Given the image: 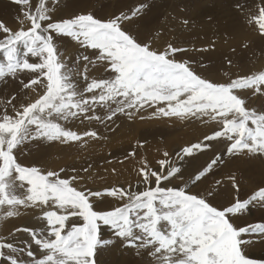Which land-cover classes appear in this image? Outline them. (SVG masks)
I'll list each match as a JSON object with an SVG mask.
<instances>
[{
  "label": "snow or ice",
  "instance_id": "snow-or-ice-1",
  "mask_svg": "<svg viewBox=\"0 0 264 264\" xmlns=\"http://www.w3.org/2000/svg\"><path fill=\"white\" fill-rule=\"evenodd\" d=\"M13 3L20 6L24 20L18 30L0 22V51L7 61V73L5 65H0V77L26 72L32 78L21 83L37 95L20 108L13 103L14 114L5 111L0 115V207L7 217L17 215L21 206L40 209L38 219L44 227L15 229L31 237L30 243L23 242L24 247L0 237V264H26L21 254L30 258V264H96L98 251L115 243L103 238L101 229L105 226L113 230L123 247L135 249L137 254L147 251L150 264H264V259L250 258L245 252L253 242L246 237L264 236V222L245 226L234 222L253 203L264 205V186L242 199L239 184L232 177L235 199L226 204L217 202L212 189L204 194L192 191L207 179L220 155L185 179L165 151L157 168L140 161L136 190L119 185L103 192L75 186L84 179L76 169L72 171L77 174L71 176L63 168L45 172L36 166H23L16 155L22 144L37 137L61 143L99 138L96 130H71L66 126L69 121L107 126L118 114L133 119L146 108H153L151 115L156 117L202 122L206 117L218 125L203 141L180 149L178 159L209 149L212 141H227L229 154L245 150L264 154V111L250 109L239 92L252 89L254 94H264V70L224 82L202 76L188 60L176 58L186 50L171 44L164 50L154 48L128 30L133 18L148 7L143 3L130 14L121 12L107 20L92 14L57 19L45 0H39L34 11L31 0ZM253 20L264 38V7L249 23ZM58 37L71 38L92 50V58H80L85 62L84 72L60 58ZM18 44L25 49L20 58ZM29 55L39 62H29ZM101 62L107 78L90 79L89 65ZM74 77L83 78V87ZM37 86L42 87V93L37 92ZM99 109L103 115H97ZM135 155V151L128 153V157ZM61 172L66 178H61ZM176 179L182 180L183 186L173 184ZM106 197L119 206L100 208ZM33 244L43 253L41 258L34 256Z\"/></svg>",
  "mask_w": 264,
  "mask_h": 264
},
{
  "label": "rangeland",
  "instance_id": "rangeland-1",
  "mask_svg": "<svg viewBox=\"0 0 264 264\" xmlns=\"http://www.w3.org/2000/svg\"><path fill=\"white\" fill-rule=\"evenodd\" d=\"M0 1H1L0 6H2L0 7L1 10L0 22H4L10 28L14 30H18L22 26L21 21L24 20V17L21 14L20 6L13 3V0H0ZM261 1L264 0H195V1L194 0H121V2L124 3L123 5H121L122 3H118L120 2L119 0H57L56 3H53V0H45V3L49 8H52L54 10V18L57 19H68L80 14H92L95 18L102 20L110 19V16L108 15H112L113 17L118 15L119 13H121L122 9H123L122 12L125 11L124 13L128 12L130 14L133 8L138 7L142 3L146 4L148 7L146 8L144 12L145 14L143 13V15L144 17L146 16L148 18L145 20L144 17H142L143 15L142 16L140 15L143 18V22H142V20H140L141 19L140 16L134 17L133 23L127 25L128 30L131 33L133 32L132 34L134 35L139 33L140 38L143 39L145 42L152 43V46L154 48H159L161 50H164L169 44H171L172 46L177 48L183 49L184 47V50L188 49L190 55L188 51L186 53L184 52V55L183 52L177 53V54H182L183 56L178 55L180 57L176 56V58L178 60H188L191 63L192 67L195 68V70L202 76H206L207 78V76L210 74L209 75L210 79L213 76L215 77L214 80L216 78L218 79V80L216 79L215 81L221 80L220 82H224L229 78L234 79L240 75L252 74L260 70H264V38H262L261 35L259 34V29L258 26L255 24V21L253 20L252 23L246 21L243 24L234 25L233 28L231 29H227L225 25L227 21L230 23L231 22L235 23L238 20L239 15H235V11H238L239 13L244 12L245 16L251 13H254L253 16L258 15L259 9L261 8L259 7ZM31 3H32V10L34 11L39 3V0H31ZM119 4H120V8H116L117 7L116 5ZM201 5L203 6L201 7ZM110 7L112 8V11H120V9L121 11L119 13L115 12V14H110L109 13L111 11V9H109ZM176 9L179 12L181 11V14L178 13V16H180L181 18L182 16H184L183 19H181L177 15H176L177 17L174 15L175 14L174 11L177 12ZM71 10H73L75 13L72 14V12H70ZM164 18L167 19L170 18L171 21L168 23L167 21L169 20L166 21V19L164 20ZM185 21L187 23H185ZM155 22L156 25H154ZM204 22L207 25L210 24L212 30H219L224 32L220 33V35L213 36L212 38L210 37L206 38L207 40H209L208 42L211 43L207 42L203 34L202 36L201 34H199L200 38H198L197 33L200 31H197V33L195 31L198 30L197 28L198 25L200 30V24L202 23V25L204 26L205 25ZM202 25H201V29H202ZM23 26L27 27L28 25L27 23H25ZM195 27L196 30L194 31ZM213 27H218L219 29ZM191 30L194 31L196 34H192L194 32H192ZM186 34L189 35L186 36ZM162 35L165 36L163 37ZM219 36H222V39L224 37L229 36L230 38L227 37L228 38L227 40L224 39L225 42H228V40L230 39L233 40L232 45L230 43L231 40L228 42V46L231 45V47L229 46V48L228 47L226 48L228 50V51L226 50L228 54H226V57H223L226 59V60L223 59L224 61L222 60V57L214 56L215 57L214 58L213 55L212 56L211 54L209 55V53L212 50L210 47L208 48L207 45H205V43L207 42L208 44L213 46L212 41H210V39H213L214 41L213 43L216 44V41H219L220 45L218 44L217 45L221 46V44L224 43L223 42L221 43L220 40L222 39ZM151 38H153L152 40L154 42L153 41L150 42ZM214 38L215 39L220 38V39L219 40L216 39L215 41ZM200 39H202L203 44L206 46V48L204 47L203 44H200L201 43ZM196 43L198 44V46L200 44V47L203 45V48L208 50L205 51V49H203L202 47L200 49V47L192 46ZM75 44L76 42L72 41L71 38L58 37L56 42V47L60 53L61 59L66 60L69 66H72L74 64L78 65L79 71L84 72L85 62L82 61L80 58L86 55L92 58L91 57L92 50H86L85 48L80 47L78 44L75 46ZM188 45H191L193 48L195 47V50L197 49L199 51L200 49V52L197 53L198 51L196 50L195 54L192 53L191 51L193 48L191 47V49H189L190 46ZM71 46L73 47L75 46L77 49L75 47L72 48ZM17 47L19 49L18 58H20L23 56L25 49L23 44H18ZM63 53L66 54L65 55L66 57L64 56ZM203 53L204 55H202ZM205 57H208L206 59L209 60L206 61ZM27 58L29 62H39L38 58L32 57L31 55H29ZM218 58L221 59L219 60ZM6 64L7 61L4 59V54L2 51H0V65H5V71L7 73ZM216 64H219L220 66L217 67L218 65ZM221 64L222 65L226 64V65L222 66ZM204 67L206 68V70L208 69L207 70L208 72L205 70ZM198 68H200V70ZM214 69L215 70L217 69L218 71L217 70L215 71ZM96 70H98L99 73H97ZM88 72L90 75V79L91 78L102 79V78H107L108 76V73L105 71V66L103 65L102 62L97 63L95 67L89 65ZM215 74H217V77ZM218 74L220 76L222 75L224 78L220 77ZM30 78L32 77L29 74L22 71H18L15 76L11 74H6L4 77H0V115H3L5 111H7L9 114H14L13 103L15 104L16 108H20L22 104L31 102L36 97L37 93L33 92L31 88L25 89L23 87V83H28ZM74 79H77L80 83V87H83L84 81L82 77H74ZM21 81H23V83H21ZM42 91H43L42 87L37 86V92L42 93ZM239 92L244 94L242 98L245 99L246 104L250 109L256 110L257 112L264 111V94L261 93L254 94L252 89L239 90ZM10 101L12 103H10ZM153 111L154 110L146 109L140 112L139 114L141 115L142 113L141 116H143V119H141L140 116L138 117V115H136L138 118V119L136 118V121L135 118L128 119V117L124 115L122 119L120 118L123 122L119 119L121 121L120 123L121 127L120 125L119 127H115L117 129L116 131L114 127H111V129H107L105 126H99L98 128L91 129V127L89 126L94 125L93 122L92 123L88 122V125H86L88 128H82L79 120L69 121L67 122L66 126L70 127L71 130H76L81 133L87 130H96L99 133V138L96 139L87 138L88 139L87 140L86 137H82L81 141L78 142L72 141L67 143H61L59 141H48L45 138L37 137L35 139L26 141L24 144H22L19 147V151L16 153L18 157V161L23 166H36L45 172L59 171L60 169L63 168L66 170L68 176L76 175L77 173L72 171V169H76L77 172L79 173V176L84 178L76 183L75 186H77L78 188L81 187L82 184V187L103 192L104 189L107 187L124 185L125 188H128L129 185H131L132 190H136L135 186L137 184V181L139 180L138 175L134 180L130 178L129 182H127L126 184L122 183L124 182L122 180L123 171L126 168H129V170L131 171L130 161L128 159H124L125 156L112 157V155L115 156L119 155L118 154L119 151L117 150L119 147H122L126 144L129 145L128 147H130L131 149L132 146L133 147L136 146L137 141H140L141 144H138L140 145L138 146V151L139 153L141 152V155L144 156L145 160L146 161L148 160L147 162L148 164H150L149 162H151L152 159L151 156H153L154 154V148L151 146L153 151H151V149H148L147 148L148 143L155 141L157 142L155 146L159 147L161 145V142L164 139H166V141L172 144V148L177 149L175 151V155L169 156V158L172 161H175L176 166L182 169V173L184 174L185 179H187L190 174L195 175L197 171L202 170V168L205 167L208 163H210V161L213 158H215V156L217 155L221 156L219 163L212 168L209 174H207V179L204 180L198 187H194L192 189L193 192L204 194L206 189H212L216 193L217 202L220 204H226L229 200L235 199L236 190L232 188V181H231L232 177H235V180L239 184L240 196L242 199L246 198L247 195H249L256 188L260 186H264V175L262 174V171L264 170V154H259V153L249 154L245 150L242 153H237L233 155L227 153L226 150L228 146L227 141H221V142L212 141L211 142L212 147H210L209 149L205 151H198L191 156L184 157L183 159H178L176 157V153L179 152L180 149L190 144L203 141L204 136L211 134V132L214 129L218 128V125L214 121L211 122L206 117H205L206 119L204 118V121L206 122H202L200 120H195V119L182 121L181 119L178 120L179 118H176L174 119L175 121H172L171 118L152 116L151 113ZM142 121L146 123L144 124V122ZM166 125L167 127H169L171 132H167ZM170 126L172 128H170ZM208 126H211L213 130ZM145 127L151 129L153 132L160 131L162 127L164 129L161 132L160 136L151 137L152 139L149 138V141L146 139L148 141L147 142L145 141V139L142 140V138L139 137V135H141L140 133L146 130ZM137 128L139 131L137 130ZM125 132H127V135ZM131 132L134 133V138ZM130 133L131 135L129 136ZM199 133L202 134V136L199 135ZM135 134L137 135V137ZM166 134L174 137L176 140L171 141L169 137L166 138ZM113 136H117L118 138H120V140L117 139V137L115 140L114 139L115 137L113 138ZM131 136H132V140H131ZM121 138H125L127 142L124 143L125 140L124 139L122 140ZM157 139L159 141H157ZM121 140L123 141V144ZM129 140L132 142H129ZM183 141L185 142L180 144V142ZM71 143H74L73 149L70 145ZM141 146L144 148L142 149ZM132 150L134 151L135 149L132 148ZM76 163H78L79 165L78 164L76 165ZM84 163L87 164V167H85L82 170L79 168V166L80 164L82 165ZM182 163L184 165H180ZM152 164H153V166H151L152 168H157L159 166L158 162H153ZM85 169H87L88 171L87 172L84 171ZM130 171H128V173ZM136 171L138 170L136 169ZM92 173L93 174L95 173L97 177L94 176ZM110 173H112L111 175L113 176H117L115 178L116 180L108 179V178H112L110 176ZM60 175L61 178H66L65 173L61 172ZM85 175H89V176L85 177ZM98 175L100 178L98 177ZM91 176L93 177L91 178ZM89 179L90 180L92 179L93 181H90ZM98 179H100V181ZM217 181H219L220 183L217 184L216 183ZM17 183H19V181H17ZM100 183H104V184L101 185ZM85 184H87L88 186L87 185L84 186ZM173 184L178 186H183V181L180 179H176L175 181H173ZM97 187H101V188L95 189ZM105 199L107 202L104 204H100L99 205L100 208L105 210H110L111 207L119 206L118 202L114 201L113 198L112 199L105 198ZM244 213L246 214L242 213L238 216L237 219H235L234 222L237 226H245L247 224H252L256 222H264V205L262 204L253 203L244 211ZM40 215H41L40 209H24L21 206L19 208V213L17 215H14L12 217H7L5 215L4 208L0 207V237L9 238L19 246L24 247L25 245L23 242L31 240V237L27 233H24L22 231L14 232V230L23 227L29 228V226L33 223V221L39 220L38 217ZM43 227H44V222H42V224L40 225L32 226V228L36 230H39L40 228ZM101 232L104 239H112L115 241V243L109 245L107 248L103 249L102 251H98L96 255V264H102V263L104 264L105 261L103 260H108L109 264H115V263L117 264L118 262L119 264L120 263L150 264V257L147 251L142 250L140 254H137L135 249L123 247L120 241L114 236L113 230L109 227L106 226L102 227ZM246 239H250L253 241L245 249L248 253V256L250 258L259 259V253L261 251H264V236L252 235L250 237H246ZM113 249L115 254L113 253ZM117 251H119L118 254ZM33 253L36 258H41L43 255L41 250L33 251ZM116 254L118 256H116ZM124 254L125 256L126 255L127 256L125 257ZM113 256L115 260H113L114 258L112 259ZM20 258L21 259L24 258L27 261H30V258L27 256L25 257L20 256ZM116 258L118 259L116 260ZM120 259L121 261L125 260L124 261L125 263L121 262Z\"/></svg>",
  "mask_w": 264,
  "mask_h": 264
},
{
  "label": "bare ground",
  "instance_id": "bare-ground-1",
  "mask_svg": "<svg viewBox=\"0 0 264 264\" xmlns=\"http://www.w3.org/2000/svg\"><path fill=\"white\" fill-rule=\"evenodd\" d=\"M120 2H118V3H122L121 2V0H119ZM195 1V0H194ZM1 2V1H0ZM166 2V1H165ZM3 3V2H2ZM124 3H122L121 5H123ZM131 4V3H130ZM129 4V5H130ZM195 4V3H194ZM5 5V4H4ZM3 5V6H4ZM166 5V4H165ZM117 7L116 8H120V4L119 5H116ZM119 6V7H118ZM203 5H201V7H202ZM205 6V5H204ZM0 7H2V6H0ZM7 7V6H6ZM126 7H127V5H126ZM259 7H264V1H261L260 2V6ZM88 8V7H87ZM115 8V7H114ZM109 9H111V11L109 10ZM108 10L110 11L109 13L110 14H115V12H120L121 11V9H120V11H112V8L110 7ZM174 9V8H173ZM173 9H172V11H173ZM14 10V9H13ZM126 10V9H125ZM175 10V9H174ZM177 10V9H176ZM1 11V10H0ZM122 11H123V9H122ZM121 11V12H122ZM209 11H211V10H209ZM70 12H72V14H74L75 12L73 11V10H71ZM125 12V11H124ZM233 12V11H232ZM243 12V11H242ZM103 13V12H102ZM117 13V14H118ZM126 13H128V12H126ZM174 15L176 16H178V13H180L181 14V11L179 12L178 10H177V12L176 11H174ZM16 14V13H15ZM108 14V13H107ZM120 14V13H119ZM118 14V15H119ZM145 14V13H144ZM143 14H141V16H142ZM235 15H239V17H238V20L235 22V23H230V22H226L225 23V25H226V28L227 29H231V28H233V26L234 25H237V24H243V23H245L246 21L248 22V21H250V20H252V17H253V15H254V13H251V14H248L247 16H245L244 15V12L243 13H239L238 11H235ZM234 15V16H235ZM108 16H110V18H111V16L112 15H108ZM140 16V17H141ZM176 16V17H177ZM113 17V16H112ZM142 17H144V15L142 16ZM141 17V19L140 20H142V22H143V18ZM146 17V16H145ZM144 17V19L146 20L148 17H146L145 18ZM178 17H180V16H178ZM183 17L184 16H182V18L181 19H183ZM166 19V21L167 20H169V21H167L168 23L171 21V19L170 18H164V20ZM175 19V18H174ZM177 19V18H176ZM180 19V20H181ZM185 19V18H184ZM236 19V18H235ZM135 20V19H134ZM163 20V21H164ZM232 20V19H231ZM136 21V20H135ZM165 21V22H166ZM140 22V21H139ZM165 22H164V24H165ZM166 22V23H167ZM198 22V21H197ZM253 22V21H252ZM136 23V22H135ZM162 23V22H161ZM205 23V22H204ZM143 24V23H142ZM141 24V25H142ZM147 24V23H146ZM158 24V23H157ZM163 24V23H162ZM154 25H156V22H155V24ZM201 25H202V23L200 24V30H199V25H198V30H196V27L194 28V31L197 33V31H200V32H198L197 33V37L198 38H200L199 36V34H201V36H202V34H203V36L205 37V39L206 38H212L213 36H216V35H220V33H223L224 31H219V30H212L211 29V25L209 24V25H207L206 23H205V25L203 26L202 25V29H201ZM140 26V25H139ZM134 27V26H133ZM163 27V26H162ZM150 28V27H149ZM151 28H154V27H151ZM178 28H180V27H178ZM213 28H217V29H219L218 27H213ZM257 28V27H256ZM136 30V29H135ZM162 30V29H161ZM133 31V30H132ZM163 31V30H162ZM170 31V30H169ZM192 31V30H191ZM190 31V32H191ZM194 31H192V32H194ZM151 32H152V30H151ZM172 32V31H171ZM192 33V34H196V33ZM202 32V33H201ZM133 33V32H132ZM137 33H138V31H137ZM144 33V32H143ZM173 33H174V31H173ZM139 34V33H138ZM149 34V33H148ZM153 34V33H152ZM168 34V33H167ZM192 34H190V35H192ZM155 35V34H154ZM174 35H175V33H174ZM189 35V34H188ZM187 34H186V36H188ZM159 36V35H158ZM163 36V35H162ZM165 36V35H164ZM163 36V37H164ZM196 36V35H195ZM140 37V36H139ZM154 37H156V36H154ZM160 37V36H159ZM177 37H178V35H177ZM190 37H192V36H190ZM218 37V36H217ZM219 37H221V39H222V36H219ZM227 37H229V36H227ZM227 37H224L222 40H220L221 41V43L223 42L224 44H221V46H218V45H220L219 43V41H216V39H215V41H216V44L215 43H213L214 41H213V39H210V41H212V45L213 46H211L210 44H208V43H211V42H208L209 40H207V42L205 43V45H207V47L209 48H211V52L209 53V55L211 54V56L213 55V57L215 56V57H222V60L224 59V60H226L225 58H223V57H226V54H228V50L226 49L227 47L229 48V46L231 47V45H232V41L233 40H231V45H229L228 46V42L230 41V40H228V42H225L224 41V39L225 40H227L228 38ZM146 38V37H145ZM150 38V37H149ZM148 38V39H149ZM167 38V37H166ZM193 38H194V35H193ZM196 38V37H195ZM197 38V39H198ZM203 38V37H202ZM230 38V37H229ZM153 38H151V40H150V42L151 41H153L152 40ZM170 39H171V37H170ZM220 39V38H219ZM219 39H217V40H219ZM159 40V39H158ZM201 40V43L200 44H203V41H202V39H200ZM68 41H70V40H68ZM160 41V40H159ZM67 42V41H66ZM154 42V41H153ZM156 42H157V40H156ZM149 43V42H148ZM198 43V42H197ZM194 44V45H192V46H197V47H200V44H199V46H198V44ZM226 43H227V45H226ZM152 44V43H151ZM218 44V45H217ZM77 45V43L75 44V46ZM155 45V44H154ZM158 45H159V43H158ZM204 45V44H203ZM203 45L201 46L202 48H203ZM204 45V47L206 48V46ZM215 45V46H214ZM74 46V47H75ZM176 46V45H175ZM188 46H190L189 47V49H191V45H188ZM72 48H74L73 46H71ZM182 47V46H181ZM195 47L193 48L194 49V51H193V49H192V53H196L195 51L197 50H195ZM201 47H200V49H201ZM233 47V46H232ZM70 48V47H69ZM76 48V47H75ZM161 48V47H160ZM205 48H203V49H205ZM77 49V48H76ZM183 49H184V47H183ZM199 49V48H198ZM200 49H199V51L197 52V53H199L200 52ZM202 49V50H203ZM67 50V49H66ZM66 50H65V53H66ZM72 50V49H71ZM74 50V49H73ZM161 50V49H160ZM201 50V51H202ZM208 50V49H207ZM210 50V49H209ZM227 50V51H226ZM188 51V49L186 50V51H184L185 53ZM206 51V50H205ZM184 52H183V55H184ZM189 52V51H188ZM64 54V53H63ZM188 54V53H187ZM66 54H64V56H65ZM178 55H181V56H183L182 54H177V56ZM189 55H190V52H189ZM202 55H204V53L202 54ZM230 56V55H229ZM66 57V56H65ZM178 57H180V56H178ZM200 57V56H199ZM202 57V56H201ZM213 57H211V58H213ZM214 57V58H215ZM203 58H204V56H203ZM203 58H201V59H203ZM206 58H208V57H205V59ZM219 60L221 59V58H218ZM230 59V58H229ZM207 60H209V59H206V61ZM223 60V61H224ZM196 61V60H195ZM198 61H199V59H198ZM229 61V60H228ZM201 62V61H200ZM217 63H219V62H217ZM221 63V62H220ZM205 64V63H204ZM197 65H199V64H197ZM203 65V64H202ZM216 65H218L217 67H219L220 65L219 64H216ZM215 65V66H216ZM222 65V64H221ZM224 65H226V64H224ZM224 65H222V66H224ZM91 68V67H90ZM203 68V67H202ZM205 68V67H204ZM207 68H209V67H207ZM199 70H200V68H198ZM211 69V68H210ZM218 69V68H217ZM216 69V70H217ZM205 70H206V68H205ZM208 70V69H207ZM206 70V71H207ZM213 70V69H212ZM212 70H210V71H212ZM215 70V69H214ZM215 70V71H216ZM219 70H221V69H219ZM91 71V70H90ZM97 71V73H99L98 72V70H96ZM95 71V72H96ZM218 71V70H217ZM94 72V73H95ZM200 72V71H199ZM208 72V71H207ZM219 72H221V71H219ZM218 73V72H217ZM210 75V74H209ZM209 75L207 76V78H209L210 79V77H209ZM216 75V77H217V74H215ZM219 75V74H218ZM220 76V75H219ZM204 77H206V76H204ZM220 77H222V78H224L222 75L220 76ZM219 77V78H220ZM214 78L215 77H213L212 76V78L211 79H213L214 80ZM217 79V78H216ZM215 79V80H216ZM218 80V79H217ZM221 81V80H220ZM34 95V94H33ZM113 107H115V106H113ZM146 109H148V110H154L153 108H146ZM97 115H103V109H99L98 111H97ZM141 115H142V113H141ZM141 115L140 114H138V117L140 116L141 117ZM124 116V114H118V118H114V120H115V122L113 123V122H107V126H105V125H103V124H99V123H96V122H93L94 123V125H91V126H89V127H91V129L92 128H98L99 126H105L107 129H111V127H119V125H120V127H121V119H122V117ZM121 118V119H120ZM135 118V121H136V118H137V116H135L134 117ZM133 118V119H134ZM121 121H120V120ZM138 119V118H137ZM174 119H176V118H171V120L172 121H175ZM206 119V118H205ZM178 120H180V119H178ZM183 121V120H182ZM181 121V122H182ZM79 122V121H78ZM123 122V121H122ZM137 122H138V120H137ZM142 122H144V121H142ZM192 122V121H191ZM197 122V121H196ZM212 122V121H211ZM146 122H144V124H145ZM81 124V123H80ZM136 124H138V123H136ZM141 124V123H140ZM86 125H88V122L87 121H85L83 124H81V127L82 128H88ZM123 125V124H122ZM125 125H127V124H125ZM196 125H198V124H196ZM69 126V125H68ZM143 126V125H142ZM145 126V125H144ZM185 126H187V125H185ZM137 127H140V126H137ZM166 127H167V125H166ZM208 127H210L211 128V126H208ZM207 127V128H208ZM170 128H172L171 126H170ZM205 128V127H204ZM139 129H141V128H139ZM143 129V128H142ZM145 131H143V132H141L140 134L141 135H139V137H141L142 138V140L143 139H145V141H149V138H151V137H154V136H160L161 135V132L163 131V127L161 128V130L160 131H158V132H153L151 129H149V128H147V127H145ZM190 129V128H189ZM212 129V128H211ZM117 129L115 128V131H116ZM122 130V129H121ZM126 130V129H125ZM137 130H138V128H137ZM166 130H167V132H171L170 131V129H169V127H167L166 128ZM165 130V131H166ZM213 130V129H212ZM76 131V130H75ZM82 131V130H81ZM139 131V130H138ZM209 131H210V129H209ZM124 132V131H123ZM128 132V131H127ZM127 132H125L126 133V135H127ZM124 133V134H125ZM132 133V132H131ZM131 133L129 134V136L131 135ZM137 133V132H136ZM209 133V132H208ZM133 135V138H134V133H132ZM139 134V133H138ZM136 135V134H135ZM164 135V134H163ZM199 135H201L202 136V134H200L199 133ZM132 136H131V140H132ZM115 137V138H114ZM116 137L117 136H113V138L116 140ZM123 137V136H122ZM136 137H137V135H136ZM167 137H169L170 139H171V141L173 140V141H175L176 139L174 138V137H172V136H169L168 134H166V138ZM196 137V136H195ZM168 138V139H169ZM87 139V138H86ZM117 139H119L120 140V138H118L117 137ZM122 140L124 139L125 140V138H121ZM129 139V138H128ZM147 139V140H146ZM152 139V138H151ZM193 139V138H192ZM199 139V138H198ZM88 140V139H87ZM121 140V142H122V144H123V141ZM147 141V142H148ZM157 141H159L158 139H157ZM170 141V142H171ZM94 142V141H93ZM125 142H127L126 140L124 141V143ZM129 142H132V141H130L129 140ZM185 141H183V142H180V144L181 143H184ZM156 143L157 142H150V143H148V146H147V148L148 149H151V151H153V149L151 148V146L154 148V154H153V156H151L152 157V159H151V162H149L150 164H149V166L151 167V166H153V162H158L160 159H162V158H164V156H163V153L165 152V151H169L168 153H169V156H173V155H175V151L177 150V149H175V148H172V144L171 143H169L168 141H166V139H164L162 142H161V145L159 146V147H156L155 145H156ZM173 143V142H172ZM175 143V142H174ZM116 144V143H115ZM135 144V143H134ZM138 144H141V142L140 141H137L136 142V146L135 147H133L132 146V148L133 149H135L134 151H136L135 153H136V155L135 156H132V157H128V153H130V152H132L133 150H132V148L130 149V147H128L129 145H124V146H122V147H119L117 150L119 151V155H117V156H115V155H112V157H121V156H125V158L124 159H128L129 161H130V169H131V171L129 170V168H126L124 171H123V173H122V180L124 181V182H122L123 184H126L127 182H129V179L131 178L132 180H134V179H136V177H137V173H138V171H136V169L138 170L139 169V167H140V161L141 160H145V157L144 156H142L141 155V152L139 153V151H138V146H140V145H138ZM71 145V147H72V149H73V145H74V143H71L70 144ZM93 146V145H92ZM177 146V145H176ZM181 146V145H180ZM142 147V146H141ZM144 147H142V149H143ZM143 152V151H142ZM91 153V152H90ZM81 157V156H80ZM95 158V157H94ZM93 158V159H94ZM149 158H150V156H149ZM96 160V159H95ZM95 160H93V161H95ZM90 161V160H89ZM148 161V160H147ZM80 163H82V162H80ZM88 163H90V162H88ZM78 163H76V165H77ZM102 164V163H101ZM157 164V163H156ZM79 165V164H78ZM83 165V166H82ZM80 164V166H79V168L80 169H84L85 167H87V164ZM98 165H99V163H98ZM104 165V164H103ZM180 165H184L183 163L182 164H180ZM92 167V166H91ZM105 167V166H104ZM94 168V167H93ZM125 168V167H124ZM88 169V168H87ZM100 169V168H99ZM111 169V168H110ZM95 170H96V168H95ZM108 170V169H107ZM123 170V169H122ZM113 171V170H112ZM128 171H130L129 173H128ZM115 172V171H114ZM119 172V171H118ZM181 172H182V169H181ZM128 173V174H127ZM86 174H88V173H86ZM91 174V173H90ZM89 174V175H90ZM93 174V173H92ZM103 174V173H102ZM112 173H110V176L112 177V178H108V179H114V180H116L115 178L117 177V176H113V175H111ZM116 174V173H115ZM262 174L264 175V170L262 171ZM89 175H85V177L86 176H89ZM94 176H96V174L94 173L93 174ZM120 176H121V174H120ZM93 176H91V178H92ZM97 177V176H96ZM98 177H99V175H98ZM100 178V177H99ZM105 178V177H104ZM93 179H95V178H93ZM107 179V178H106ZM90 180V179H89ZM99 181H100V179H98ZM114 180H112V181H114ZM119 180V179H118ZM90 181H93L92 179L90 180ZM83 182V181H82ZM95 182V181H94ZM86 183H87V181H86ZM89 184V183H88ZM94 184V183H93ZM101 185L102 184H104V183H100ZM114 184V183H113ZM87 184H85L84 186H86ZM88 186V185H87ZM104 186V185H103ZM153 186H155L154 184H153ZM81 187H82V184H81ZM144 186L143 185H141V188H143ZM85 188V187H84ZM99 188H101V187H97V188H95V189H99ZM135 189H136V186H135ZM107 199H110L109 197H106ZM112 199V198H111ZM243 214H246V213H244L243 212ZM42 220H37V221H33V223L29 226V228H32V226H34V225H40V224H42ZM259 239V238H258ZM29 243L31 242V240H29L28 241ZM258 243V242H257ZM32 250L33 251H40V249L39 248H37L34 244L32 245ZM118 252L119 251H117V254H118ZM245 252H246V254L248 255V253H247V251L245 250ZM113 253L115 254V252H114V249H113ZM116 254V256H118ZM122 254V253H121ZM20 256H27L26 254H21ZM124 256H125V254H124ZM124 256H122V257H124ZM127 256V255H126ZM125 256V257H126ZM114 258V256L112 257V259ZM118 258H116V260H117ZM122 259V258H121ZM121 259H120V261H121ZM124 259V258H123ZM151 259V258H150ZM259 259H264V251H261L260 253H259ZM22 260H24L25 262H26V264H30V261H27L26 259H24V258H22ZM113 260H115V258L113 259ZM103 261H105V263L104 264H109V262H108V260H103ZM125 260H123V261H121V262H124ZM113 262V261H112ZM116 262V261H115ZM114 262V263H115ZM118 262V261H117ZM100 263V262H99ZM102 263V262H101ZM125 263V262H124ZM127 263H128V261H127ZM103 264V263H102ZM116 264V263H115ZM117 264H119V262L117 263ZM121 264V263H120Z\"/></svg>",
  "mask_w": 264,
  "mask_h": 264
}]
</instances>
